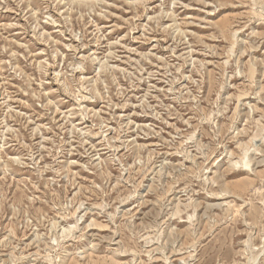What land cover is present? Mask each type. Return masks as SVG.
<instances>
[{"label": "rangeland", "instance_id": "rangeland-1", "mask_svg": "<svg viewBox=\"0 0 264 264\" xmlns=\"http://www.w3.org/2000/svg\"><path fill=\"white\" fill-rule=\"evenodd\" d=\"M0 264H264V0H0Z\"/></svg>", "mask_w": 264, "mask_h": 264}]
</instances>
